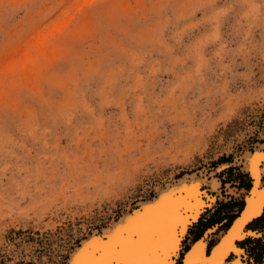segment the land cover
I'll list each match as a JSON object with an SVG mask.
<instances>
[{"label": "clouds", "instance_id": "9594fccd", "mask_svg": "<svg viewBox=\"0 0 264 264\" xmlns=\"http://www.w3.org/2000/svg\"><path fill=\"white\" fill-rule=\"evenodd\" d=\"M258 107L264 0H0V255L39 264V232L55 264L69 223Z\"/></svg>", "mask_w": 264, "mask_h": 264}, {"label": "rangeland", "instance_id": "374dc122", "mask_svg": "<svg viewBox=\"0 0 264 264\" xmlns=\"http://www.w3.org/2000/svg\"><path fill=\"white\" fill-rule=\"evenodd\" d=\"M242 116L243 119H237L231 122L227 126V129L223 132L222 137L217 136L215 143L210 145L205 151L194 155L185 165L167 169L163 173L149 178L142 185L133 190L130 194L125 195L121 199L111 204L104 205L103 207L95 210L86 217L77 219L75 221L74 227L71 223H69L67 225V229L65 230V238L61 243L60 251L57 254L55 264H64V261L68 253L70 252V249H72L74 245H78L83 238L93 232L97 233L98 230L101 231L104 226H108L110 225V223H113V221L117 220L118 217L121 216V214L128 212L130 208H132L135 204L138 205V202H142L149 198H152L155 194H157L159 190L166 188L167 184L170 186V184H173L176 180L183 176L186 177L188 176V174L190 175L194 173L197 175L208 177L210 176L211 170L220 163H229V166H237L238 169L243 172L241 158L239 160L241 161V163H239V161H237L238 163H236L235 165H232V163H234V161H236L244 151H254L257 146L264 147V108L258 107L255 109H246L243 111ZM228 155H230V162H217L214 166H211L212 163L217 161L219 157L223 156V158H225ZM179 173H182L181 176H179V178L175 180L174 176ZM233 173L234 172L232 171V175ZM218 175L219 172L217 173V177ZM222 177H226V174H223ZM222 177L218 178L221 180ZM261 180L264 181V171L262 173ZM249 183L250 180H246L245 178L243 180V184L247 185L246 188L235 187L234 185H236L237 182L223 183L219 188L221 195L220 199H217V196L215 197L216 202L213 208L205 206L206 209L202 211L198 220L196 222H193L188 228L187 235L185 236L183 244H186L189 241L191 242L193 239L202 236V233L207 231L208 228L214 226V230L210 232L207 242L208 245L213 244L217 236L220 234L219 232H222L226 228L227 222L229 221L227 219V216L232 217L236 210L239 208L234 207L230 208V210L227 211L219 210L220 213H217L218 215H216L215 212L219 209L220 203L226 201L242 202L241 193H239L238 191H246ZM227 184L229 185V187L226 186ZM203 186L204 188L202 190H205L207 195H213V192L208 191V186ZM233 187L237 188L234 194L228 192L229 189ZM150 192L152 193V196L144 198L147 197ZM217 216H220V220L215 222V217ZM17 235H24V233H17ZM39 235V232H37L35 236L27 234V237L29 241H35L41 244V248L36 249V261L39 262V264H44L43 257L47 255V251L42 250L43 241L37 240V237H39ZM245 249L246 247H244V253H242V255L240 256V259L242 261L241 263L247 264V262H249V264H251L253 263V260L248 256V252ZM245 256L246 258H244ZM10 261V257L0 255V264H10ZM18 264H23V261H19ZM29 264H35V262L30 261ZM49 264H52L51 257L49 258Z\"/></svg>", "mask_w": 264, "mask_h": 264}, {"label": "snow or ice", "instance_id": "6c2138e0", "mask_svg": "<svg viewBox=\"0 0 264 264\" xmlns=\"http://www.w3.org/2000/svg\"><path fill=\"white\" fill-rule=\"evenodd\" d=\"M264 161V154L258 157ZM255 167L256 161L254 160ZM175 198L165 197L167 203L152 206L146 213L128 225L122 226L107 241H94L86 247L74 261V264H139L153 261L154 264H173V258L180 253L185 240V232L202 212L205 204L197 194L188 188L176 190ZM183 193V195H180ZM210 207V205H208ZM264 211V193L249 202L245 212L232 226L223 243L209 250L215 255L204 256V240L198 238L194 245L188 246V254L183 256L184 264H220L229 252L242 253L245 244L254 243L246 237L262 235L256 230H244V225ZM167 227L161 230V223ZM251 227V226H250ZM204 232L202 235L206 236ZM233 241L237 243L234 244ZM238 264V262H237Z\"/></svg>", "mask_w": 264, "mask_h": 264}, {"label": "bare ground", "instance_id": "6f19581e", "mask_svg": "<svg viewBox=\"0 0 264 264\" xmlns=\"http://www.w3.org/2000/svg\"><path fill=\"white\" fill-rule=\"evenodd\" d=\"M258 145V144H257ZM264 154V147H258L255 148L254 151H244L243 154L236 160L232 165H235L238 163L237 161L240 160L242 161V171L248 173V179L251 182V188L248 192L246 191H238L241 193V197L244 198L245 200V205L240 212V214L233 220L231 225L229 227H226L222 232H219L220 234L217 236L213 244H209L208 247V239L210 232L214 230V226L208 228L207 232L208 234L206 236L202 235L199 236L195 239H193L191 242L189 241L186 244H183V247L181 250H187L183 256H186L188 254V246L189 245H194V241H196L198 238L204 240V256L205 257H212L215 254L213 252H209L208 255L205 254V251L207 248H216L217 246L221 245L225 239L230 233V230L232 226L236 223V221L239 219V217L245 212L247 209L249 202L253 200L254 198H257L261 193H264V181L261 180L263 169H264V161H261L258 159V157ZM236 159V158H235ZM256 161L255 167L253 166V161ZM239 161V163H241ZM230 164L229 163H220L217 165L215 168L211 170L210 176L205 177L202 175H195L190 174L189 176H183L176 180L173 184H170V186L167 184L166 188L159 190L157 194H155L152 198H149L145 201L138 202V207L136 209L133 208L131 212H125L121 214L120 217H118L117 220L113 221V223H110L108 226H104L101 230V234L97 235V233L93 232L83 238L79 244L74 245L72 249H70V252L68 253L64 264H74V261L76 258L79 256V254L84 250L86 247L90 245V243L94 241H107V239L114 233L117 232L118 229H120L122 226H126L129 224L130 221L136 220L139 217L143 216L147 210H149L152 206L157 205L159 203H167V201L164 199L165 197H168L170 199L175 198L177 195L176 190L182 189V188H188L189 191L194 192L195 194L198 195L199 199L204 202L205 206L209 208H213L215 206V197L217 196V199H220V190L219 188L222 186L220 179L217 177V173L221 171V169H224L228 167ZM205 175V174H204ZM200 185H206L209 188V192H213V195H207L205 190L199 191ZM169 186V187H168ZM229 187V185H226ZM237 188H230L228 192L233 193L236 191ZM241 190V189H240ZM207 191V192H208ZM180 195H183V193H180ZM235 196V195H234ZM224 200V199H223ZM207 203V204H206ZM201 212H198L196 215L195 220L191 221L190 224L193 222H196L198 220V216L200 215ZM252 221V220H251ZM250 223V222H249ZM245 226V225H244ZM161 230L164 231L167 227L166 222H162L161 225ZM188 230V229H187ZM187 230L185 232V236L187 235ZM244 230L250 231L249 224L244 228ZM260 236V235H259ZM104 237V238H102ZM258 237V236H254ZM252 238V237H248ZM234 244H236L235 241H233ZM211 246V247H210ZM244 253V251L242 252ZM242 253H236V252H229L225 257H223L222 261L220 264H242L240 256ZM180 253H177L174 258H173V264L178 263V259L180 258ZM246 258V256L244 257ZM180 264H184V259L181 256ZM113 264H116V262H113ZM139 264H154L153 261H144V262H139Z\"/></svg>", "mask_w": 264, "mask_h": 264}, {"label": "trees", "instance_id": "16d2710c", "mask_svg": "<svg viewBox=\"0 0 264 264\" xmlns=\"http://www.w3.org/2000/svg\"><path fill=\"white\" fill-rule=\"evenodd\" d=\"M217 162H230V155L226 156L225 158L219 157L217 159V161L213 162L211 166H214ZM232 171L234 172L232 175ZM182 173H179L177 175L174 176V178H177L179 176H181ZM223 174H226V177H222ZM218 177H222L221 178V184L225 183V182H237L236 185H234L235 187L239 188V187H244L246 188V184H243V180L244 178L247 180V176L245 173L241 172L237 166H228L225 169H222L219 172ZM152 193L150 192L148 194L147 197L144 198H148L151 197ZM241 205L240 201H226L223 203H220V207L218 210H216V215H218L217 213H220L219 210L222 211H227L230 210V208H234V207H239ZM231 216H227V219L230 220ZM218 220H220V216L215 217V222H217ZM226 225V224H225ZM224 225V226H225ZM223 226V228H224ZM251 226V228H255L258 229L262 235L258 236V237H253V238H246L247 240H252L254 241V243L249 244H245L244 247H246V251L248 252V256L252 258L253 263L251 264H264V211H262V213L254 218L250 223H249V227ZM76 242V241H75ZM247 264H249V262H247Z\"/></svg>", "mask_w": 264, "mask_h": 264}, {"label": "water", "instance_id": "95a60500", "mask_svg": "<svg viewBox=\"0 0 264 264\" xmlns=\"http://www.w3.org/2000/svg\"><path fill=\"white\" fill-rule=\"evenodd\" d=\"M244 173H246L247 174V177H248V173L247 172H244ZM196 175V174H195ZM188 176H189V174H188ZM179 177H177V178H175V180L176 179H178ZM249 178V177H248ZM251 182L249 183V186H248V188L246 189V192H248L249 190H250V188H251ZM204 188V186L203 185H200V187H199V191H202V189ZM244 205H245V200H244V198L242 197V202H241V205L239 206V208L236 210V212L233 214V216L230 218V220L227 222V225H226V227H229L230 225H231V223L233 222V220L240 214V212L242 211V209H243V207H244ZM138 207V205H134L132 208H130V210L128 211V212H131L132 210H133V208L134 209H136ZM204 209H206V207L204 208ZM202 213V212H201ZM200 213V214H201ZM262 213V212H261ZM200 216V215H199ZM199 216H198V218H199ZM258 217V216H257ZM254 218H256V217H254ZM253 218V219H254ZM249 222H251V221H249ZM249 222L247 223V224H245V226H244V228L246 229V227L248 226V224H249ZM252 230H256V229H252V228H250V231H252ZM256 231H258V230H256ZM259 232V231H258ZM99 234H101V231H97V235H99ZM102 238H104V237H102ZM246 238H248V237H246ZM236 242V241H235ZM237 243V242H236ZM208 247H209V245H208ZM211 247V246H210ZM187 250H180V253H185ZM209 252H210V250H209V248H207L206 249V251H205V254L206 255H208L209 254ZM181 254H180V258H181ZM180 258L178 259V263H176V264H180L179 263V261H180ZM242 264H245V263H242Z\"/></svg>", "mask_w": 264, "mask_h": 264}]
</instances>
